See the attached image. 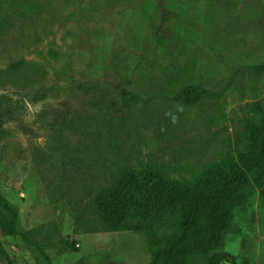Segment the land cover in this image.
I'll list each match as a JSON object with an SVG mask.
<instances>
[{
  "label": "rangeland",
  "instance_id": "1",
  "mask_svg": "<svg viewBox=\"0 0 264 264\" xmlns=\"http://www.w3.org/2000/svg\"><path fill=\"white\" fill-rule=\"evenodd\" d=\"M0 98V189L39 248L0 235L13 264H147L138 225L264 129V0H0ZM118 178L136 215L110 231L95 198ZM215 258L264 264V187Z\"/></svg>",
  "mask_w": 264,
  "mask_h": 264
},
{
  "label": "trees",
  "instance_id": "2",
  "mask_svg": "<svg viewBox=\"0 0 264 264\" xmlns=\"http://www.w3.org/2000/svg\"><path fill=\"white\" fill-rule=\"evenodd\" d=\"M220 95L221 92L188 87L174 99L195 104L206 99H218ZM138 100L135 93H128L125 98L131 105ZM251 131L247 143L235 156L230 153L223 167L214 165L216 175L209 184L172 195L166 206L155 213L153 224L138 225L153 251L147 264H189L196 259L213 264L221 251L223 236L234 221V211L246 207L256 188L264 187V129L253 127ZM121 183V186L115 183L102 190L95 198L100 219L110 231L118 229L126 218L136 215L134 205H131L130 182L122 180ZM18 224L19 209L4 197L0 189V235L20 240L29 249H39L28 233L19 231ZM0 256L6 264H13L1 243ZM44 258L49 263V258Z\"/></svg>",
  "mask_w": 264,
  "mask_h": 264
}]
</instances>
